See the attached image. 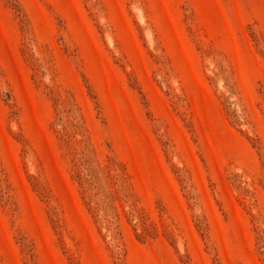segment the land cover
<instances>
[{
  "label": "rangeland",
  "instance_id": "1",
  "mask_svg": "<svg viewBox=\"0 0 264 264\" xmlns=\"http://www.w3.org/2000/svg\"><path fill=\"white\" fill-rule=\"evenodd\" d=\"M0 264H264V0H0Z\"/></svg>",
  "mask_w": 264,
  "mask_h": 264
}]
</instances>
